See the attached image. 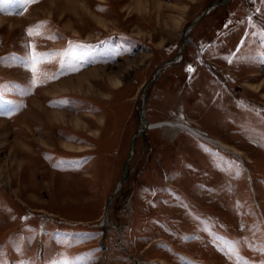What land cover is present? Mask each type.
<instances>
[{
    "label": "rangeland",
    "instance_id": "rangeland-1",
    "mask_svg": "<svg viewBox=\"0 0 264 264\" xmlns=\"http://www.w3.org/2000/svg\"><path fill=\"white\" fill-rule=\"evenodd\" d=\"M104 1L0 0V264H264V0Z\"/></svg>",
    "mask_w": 264,
    "mask_h": 264
},
{
    "label": "bare ground",
    "instance_id": "bare-ground-1",
    "mask_svg": "<svg viewBox=\"0 0 264 264\" xmlns=\"http://www.w3.org/2000/svg\"><path fill=\"white\" fill-rule=\"evenodd\" d=\"M99 1L105 2L104 0H99ZM135 4H139V2H136ZM148 4L151 5V7H152V11L151 12H150L151 8L149 7V5H146L143 8L141 6H136L135 8L130 10L129 12H130V14H137L138 13L139 15H137V16H140V17H143V16L144 17H151L152 19H154L156 21H158V20L159 21L160 20L163 21V18H166V22H168V20L172 21V19H173L172 17L173 16L171 17V15L162 13V10H163L162 8L163 7H162L161 4L156 3L155 0H149ZM45 5H48V6L43 8V10L40 8V12L42 11V13L47 14L48 16H51V15L53 16V13H55V14L59 13L60 14L62 10H65L66 8H69L70 6L73 7L74 10L76 9V5H75L74 0H49V3L45 4ZM16 19H18V18H8V17L0 16V26L4 22L14 21ZM185 40H186V38H185ZM105 67H107V66H105ZM105 69L106 68H104V66H100V67H97V68H90V69L85 70L80 75H77V76H74V77H72L70 79L68 78V79L63 80L61 82H58V84H61V85L82 84V82L86 81L87 79H99V78L103 79V78H105L107 80L108 84L112 85V83H113V85L116 86V84H118V82L116 80L115 75L114 74H110V75L106 74ZM254 77H255V79L263 78L260 74L259 75H255ZM113 80L115 82H113ZM262 83H264V79H262ZM53 87L54 86H52V88ZM261 90H262V88L256 89L257 92H260ZM263 98H264V96H263ZM34 107L35 108H39V110H41L44 113L45 119L48 120L49 122L53 119L52 117L54 116V112H52L51 116H50L48 114L47 109H44L43 107H41V105L34 103ZM156 123H158V125H154L155 124L154 122L151 124L148 121V122H146V124L148 125L146 128L150 129V128H155V126H162V125H167V126H171V127H182V128L183 127H187V128H189L187 125L184 126V124L177 123V122H174V121H166V122L162 121L160 123L159 122H156ZM3 124H6V122L5 121H0V125H3ZM211 140L213 141L212 138H211ZM215 141L222 147L226 146L227 148H231V149L235 150V148L233 146H229V145H227V144H225L223 142H219L217 140H215ZM40 143L42 145H44L43 142H40ZM15 147H18V150ZM25 150H27V148H22L17 143L14 144L13 147L10 146V150H9L10 156L8 157V160L10 161V163H3L4 165L9 167L8 169H11V170H8L9 173H11L10 171H12L15 174V172L18 171V170H19L18 172H22L23 164L20 162V160L18 158H20L19 154H22L21 152L25 151ZM236 151L240 152L237 149H236ZM0 166H3V165H0ZM0 169H2V168H0ZM9 176L10 175L7 176L8 184L12 181L11 180V176H10V178H9Z\"/></svg>",
    "mask_w": 264,
    "mask_h": 264
},
{
    "label": "snow or ice",
    "instance_id": "snow-or-ice-1",
    "mask_svg": "<svg viewBox=\"0 0 264 264\" xmlns=\"http://www.w3.org/2000/svg\"><path fill=\"white\" fill-rule=\"evenodd\" d=\"M37 2H38V0H24V3L26 5L34 4V3H37ZM38 27L39 26H37V28ZM28 34L30 36L35 34L34 30H29ZM260 37H261V40H260L261 44H264V27H262V31L260 33ZM42 62H44L42 56L38 57L36 55V53L33 52L32 56H31V59H30V61L27 64L28 70L32 72V87L38 86V75H39V73H38V64L42 63ZM231 62L232 61L229 60V63H231ZM188 71L191 72V71H193V69H191L189 67ZM0 99H2V93H0ZM65 264H67V262H65Z\"/></svg>",
    "mask_w": 264,
    "mask_h": 264
},
{
    "label": "water",
    "instance_id": "water-1",
    "mask_svg": "<svg viewBox=\"0 0 264 264\" xmlns=\"http://www.w3.org/2000/svg\"><path fill=\"white\" fill-rule=\"evenodd\" d=\"M208 10V8L205 10V11H207ZM204 11V12H205ZM203 12V13H204ZM203 13L202 14H200L196 19H194V21L193 22H191V24L189 25V27H191L200 17H201V15H203ZM188 27V28H189ZM188 28L186 29V30H188ZM186 30H185V32L183 33V36L185 35V33H186ZM182 47V45L180 46V48ZM176 57H174L173 59H175ZM173 59H171V61L173 60ZM160 70V68L158 69V70H156L155 71V73H154V76H153V78L155 77V75L158 73V71ZM145 87H146V85H145ZM143 109H144V98H142V101H141V110H140V112H139V120H140V122L143 124V126H142V128H140V130H138L134 135H133V138L137 135V134H139V133H142L143 131H144V128L146 127V120H145V118H144V115H143ZM132 138V140H131V144H133V139ZM125 169H124V173H125V171H126V166L124 167ZM109 202V200L107 201V203ZM108 205V204H107ZM106 205V206H107Z\"/></svg>",
    "mask_w": 264,
    "mask_h": 264
}]
</instances>
